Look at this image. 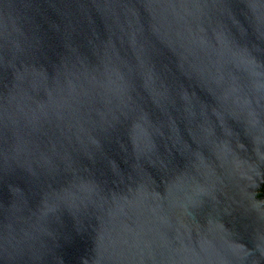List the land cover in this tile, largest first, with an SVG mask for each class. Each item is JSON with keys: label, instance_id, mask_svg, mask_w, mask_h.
Instances as JSON below:
<instances>
[{"label": "water", "instance_id": "obj_1", "mask_svg": "<svg viewBox=\"0 0 264 264\" xmlns=\"http://www.w3.org/2000/svg\"><path fill=\"white\" fill-rule=\"evenodd\" d=\"M0 264H264V0H0Z\"/></svg>", "mask_w": 264, "mask_h": 264}]
</instances>
